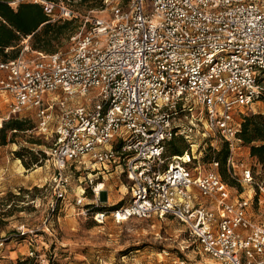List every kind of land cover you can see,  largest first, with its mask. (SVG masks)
<instances>
[{
  "label": "built area",
  "instance_id": "built-area-1",
  "mask_svg": "<svg viewBox=\"0 0 264 264\" xmlns=\"http://www.w3.org/2000/svg\"><path fill=\"white\" fill-rule=\"evenodd\" d=\"M23 3L43 6L52 22L79 17L63 3L8 0L14 9ZM104 5L110 13L85 17L67 52L34 51L27 37L17 58L0 59V96L9 97L10 116L34 111L37 133L55 135L45 152L59 174L55 205L65 199L72 165L121 168L130 198L92 212L98 225L110 217L117 224L172 217L215 264H264V178L245 169L241 179L244 165L235 161L244 118L264 97V0ZM177 138L187 144L184 154L166 158ZM219 142L230 150L231 179L251 185L252 196L234 195L215 160L201 163L203 151L215 155ZM83 195L74 207L87 216ZM28 257H37L34 247Z\"/></svg>",
  "mask_w": 264,
  "mask_h": 264
},
{
  "label": "rangeland",
  "instance_id": "rangeland-1",
  "mask_svg": "<svg viewBox=\"0 0 264 264\" xmlns=\"http://www.w3.org/2000/svg\"><path fill=\"white\" fill-rule=\"evenodd\" d=\"M118 2L125 6L129 0ZM62 3L79 16L72 20L76 32L83 27L85 17L100 18L110 13V7L105 6L104 1L100 4H87L75 0L55 4ZM54 12L58 13L59 8L56 7ZM69 48L70 41H64L57 50L65 53ZM17 52H20L19 47L9 51L8 55L12 57ZM261 82L264 85V73ZM9 102L7 95L0 96V128L12 120H19L26 122L27 130L7 129L6 143L0 141V234L3 235L0 240L6 239L0 246V264H178L179 261L185 264H215L201 250L188 229L172 217L131 219L122 224H117L110 217L103 225L94 221L92 212L99 208L111 211L118 203L125 204L129 200L130 182L121 173V168L110 166L108 171H103L97 165L93 167L94 170L91 166L86 171L83 169L85 164L72 165L67 170L65 199L55 205V186L59 174L52 159L45 153L55 135L49 134V139H46L42 133H37L34 111L10 116ZM257 106L254 104L251 107V114L258 112ZM175 144L184 151L187 148L185 141L180 138L175 139ZM221 148L222 143L219 142L218 150ZM16 152H22L25 162L30 161L28 152L34 153L38 165L28 169ZM170 157L169 146L166 158ZM213 157V153L206 148L201 163L207 167ZM235 161L237 165H244L243 169L238 170L241 179L244 178L245 169H250L255 178H264V164L250 156V148L245 144L235 152ZM90 180L94 181L92 186ZM99 183H104V187L96 208L92 204L95 198L93 188ZM250 186L244 184L241 190L236 187L233 193L239 195L243 192L244 197L252 196ZM83 191L86 198L84 203L91 208L87 216L79 215V208L74 207L77 196L82 195ZM54 206L55 210L52 211ZM257 213L255 209L254 214ZM18 229L35 232L33 235L22 236ZM26 246L30 250L32 247L37 250L35 259L28 257L29 250L24 255L19 253V258H8L9 253Z\"/></svg>",
  "mask_w": 264,
  "mask_h": 264
},
{
  "label": "trees",
  "instance_id": "trees-1",
  "mask_svg": "<svg viewBox=\"0 0 264 264\" xmlns=\"http://www.w3.org/2000/svg\"><path fill=\"white\" fill-rule=\"evenodd\" d=\"M45 1L58 3L60 1L75 0ZM80 1L87 4H100L105 0ZM75 32L73 21L50 22V18L41 5L23 3L14 9L8 4V0H0V59L4 61L15 59L19 56L20 52H17L12 57H9L5 50L9 48H13L12 50L16 49L24 38L31 37L30 45L34 51L53 54L58 52V47L64 41H70ZM261 101L264 102V97ZM7 129L11 131L27 130L26 122L12 120L2 125L0 128V141L2 144L6 143L5 132ZM240 138L243 144L250 148V156L257 159L261 164H264V115L249 113L245 116ZM184 152V149L176 146L175 141L171 142L170 153L172 156H182ZM28 153L30 161L25 162L22 152H16L17 157L22 160L23 165L29 169L38 164L35 154ZM229 154L230 150L227 143H222V148L216 152L210 161L215 160L219 163L218 171L224 181L231 187H238L241 190V187L231 179L228 173L227 161ZM122 205L123 203L120 202L114 209Z\"/></svg>",
  "mask_w": 264,
  "mask_h": 264
},
{
  "label": "crops",
  "instance_id": "crops-1",
  "mask_svg": "<svg viewBox=\"0 0 264 264\" xmlns=\"http://www.w3.org/2000/svg\"><path fill=\"white\" fill-rule=\"evenodd\" d=\"M50 22H52L51 20H50ZM58 22H64V21H58ZM52 23H56V22H52ZM26 38H24L21 42H20V45L18 46L19 48H20V52H21V49H22V42L25 40ZM30 39H31V37H30ZM29 42H30V40H29ZM13 48H9V49H6L5 50V52L6 53H9V51H11ZM262 101H260V102H256V103H254V104H258V106L256 107L257 109H258V112H253V114H262V115H264V102H262V104H260ZM250 113H251V109H250ZM1 236H3L2 234H0V237ZM34 238V240L35 241H37V239H36V237H33ZM30 251V249H29V246H26V247H24V248H22L21 250H16L15 252H11V253H9L10 255H8V258L9 259H13V258H19V253H21L20 255H24L27 251ZM14 254H15V256H14Z\"/></svg>",
  "mask_w": 264,
  "mask_h": 264
},
{
  "label": "bare ground",
  "instance_id": "bare-ground-1",
  "mask_svg": "<svg viewBox=\"0 0 264 264\" xmlns=\"http://www.w3.org/2000/svg\"><path fill=\"white\" fill-rule=\"evenodd\" d=\"M184 160H185V161H188L189 159H188L187 156H184ZM190 160H191V159H190ZM100 184H102V183H100ZM100 184L97 186V189H96V190H97V194H98V196L101 197L100 192H102V190H103L102 188L104 187V183H103L102 185H100Z\"/></svg>",
  "mask_w": 264,
  "mask_h": 264
}]
</instances>
